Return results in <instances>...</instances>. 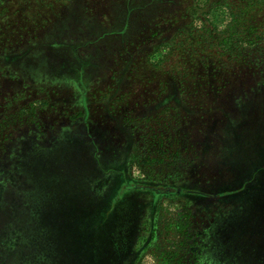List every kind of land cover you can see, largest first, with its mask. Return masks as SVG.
Returning <instances> with one entry per match:
<instances>
[{
	"label": "rangeland",
	"instance_id": "rangeland-1",
	"mask_svg": "<svg viewBox=\"0 0 264 264\" xmlns=\"http://www.w3.org/2000/svg\"><path fill=\"white\" fill-rule=\"evenodd\" d=\"M154 1L0 0V264H264V0Z\"/></svg>",
	"mask_w": 264,
	"mask_h": 264
},
{
	"label": "trees",
	"instance_id": "trees-1",
	"mask_svg": "<svg viewBox=\"0 0 264 264\" xmlns=\"http://www.w3.org/2000/svg\"><path fill=\"white\" fill-rule=\"evenodd\" d=\"M162 1H160V0H155L154 2H152V4L154 5V6H159V7H163L162 5H159L160 3H161ZM154 6H151V10H149L150 11V14H148L149 15V20H150V22L152 23L153 21H155L156 20V17L154 16V14L156 13V11H155V9H154ZM138 9H141V7H132V8H130V9H128L127 10V14H126V17H125V23H124V27H122V30H121V32L124 34L125 33V29L126 28H129L130 27V18L131 17H134V16H136L137 14H138V12H136L135 14L133 13V12H135V11H137ZM255 9H257V8H254L253 10H255ZM253 10H251L250 11V13L251 12H253ZM247 11V10H246ZM151 25V24H150ZM231 39V38H230ZM231 41V40H230ZM256 172V171H255ZM256 188H258V186L256 187ZM263 205V208H262V210H261V216L259 217V221L257 222V221H255L256 222V224L255 223H253V226L252 227H250L249 229H247V230H245L246 231V233H251V232H255V228H257V225H259V226H261V224H260V221L261 220H264V203L262 204ZM252 234V233H251Z\"/></svg>",
	"mask_w": 264,
	"mask_h": 264
}]
</instances>
